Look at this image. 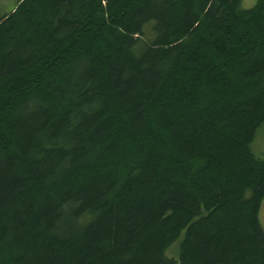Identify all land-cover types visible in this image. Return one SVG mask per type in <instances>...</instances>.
<instances>
[{
  "label": "trees",
  "instance_id": "trees-1",
  "mask_svg": "<svg viewBox=\"0 0 264 264\" xmlns=\"http://www.w3.org/2000/svg\"><path fill=\"white\" fill-rule=\"evenodd\" d=\"M240 3L0 15V264H264V0Z\"/></svg>",
  "mask_w": 264,
  "mask_h": 264
},
{
  "label": "rangeland",
  "instance_id": "rangeland-1",
  "mask_svg": "<svg viewBox=\"0 0 264 264\" xmlns=\"http://www.w3.org/2000/svg\"><path fill=\"white\" fill-rule=\"evenodd\" d=\"M17 0H0V15L6 14L12 10ZM256 0H241L240 7L242 9H249L255 4ZM252 150L257 155L264 154V128H262L252 144ZM260 221L264 229V200L260 210Z\"/></svg>",
  "mask_w": 264,
  "mask_h": 264
}]
</instances>
